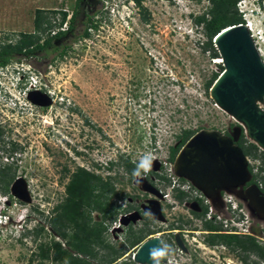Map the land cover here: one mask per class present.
Listing matches in <instances>:
<instances>
[{"label":"rangeland","instance_id":"rangeland-1","mask_svg":"<svg viewBox=\"0 0 264 264\" xmlns=\"http://www.w3.org/2000/svg\"><path fill=\"white\" fill-rule=\"evenodd\" d=\"M77 2L0 0V43L6 38L8 42L14 41L19 34H32L37 10L48 15L55 26L53 31H65ZM138 6L132 0H84L71 36L61 41L54 39L52 47L31 57L15 55L0 70V126L5 135L0 142V167L15 168L14 181L21 179L15 190L23 196L19 199L11 194L12 184L10 197L0 194V264H50L37 257L38 245L50 242L51 237L65 242L50 235L44 218L52 216V208L64 197L70 173L78 167L109 181L121 196L113 203L122 211L115 221L106 223L104 238L111 246H125V233H115L114 228L117 222H132L122 218L129 200L131 205L141 206L145 199H150L142 195L154 193L146 188L151 177L156 179L157 190L150 187L164 195L172 207L165 209L169 224L182 222V218L189 221V225L182 227L189 242L191 235L186 231L200 230L199 222L190 221L195 218L191 211L199 212L201 208L199 201L187 200L184 206L185 203L172 198L171 185L158 179L176 177L171 173L174 161L169 157L183 131L218 130L235 141L243 131L242 125L213 101L211 87H205L212 74H221L222 66L215 63L217 59H212L210 51L203 50L207 38L194 21L210 4L208 0H142L147 20ZM237 10L251 25L249 32L264 62V0H242ZM62 12L68 16L60 29ZM86 26L90 36L82 38ZM48 36L44 34L43 39ZM14 67L30 68L36 76L21 84L22 74H14ZM31 92H44L48 104H32L27 99ZM258 105L264 111V104ZM12 143L17 144L14 153L10 152ZM146 153L155 159L151 170L141 172L140 177L131 176L122 164L117 165L129 159L137 167ZM253 168L256 171L257 167ZM251 176L249 173L248 179ZM188 184L203 194L192 183ZM244 190H221L218 198L235 201L243 208V201L238 198ZM243 212L241 219L249 217L251 227L261 228V235H252L264 246V218L248 208ZM91 217L96 222L101 220L96 211ZM154 220L149 224L141 219L134 221L132 228L156 232L172 228L156 229L161 225ZM38 224L44 226V231L34 241L31 230ZM199 236L197 245L202 254L199 253L195 264H223L213 256L212 248L208 250L202 242L203 235ZM149 237L144 241L152 238ZM165 239L172 249L166 264H194L191 252H178L176 256L170 238ZM140 244L126 249L117 264H134L133 256ZM220 249L224 252V264H242L225 247ZM97 252L99 256L103 253L99 248ZM89 261L98 264L97 260Z\"/></svg>","mask_w":264,"mask_h":264},{"label":"trees","instance_id":"trees-1","mask_svg":"<svg viewBox=\"0 0 264 264\" xmlns=\"http://www.w3.org/2000/svg\"><path fill=\"white\" fill-rule=\"evenodd\" d=\"M242 0H208L210 6L205 12L194 18V21L202 29L201 32L206 36L207 42L202 45L204 51H210L212 59L219 58V54L213 45V39L221 30L236 24H245V19L237 10V4ZM139 3L140 0H137ZM53 14H55L53 12ZM58 27L61 29L67 19V13L62 12ZM77 14H73L68 20L67 29L65 31H53L52 21L48 15L42 10H37L33 26L32 34H19L18 39L8 42V38L0 43V68L11 63L15 55L31 57L36 52L52 47L53 40L72 34L75 28ZM91 17H88V19ZM90 20V19H89ZM146 20V19H145ZM55 23V22H54ZM93 26V24L91 25ZM90 28L87 26L81 33L82 38L90 36ZM50 34L43 39L44 34ZM51 33H53L51 35ZM57 49L56 47H53ZM65 51L61 52V56ZM223 67L221 66V72ZM219 74H212L206 83V88H210ZM196 132L185 130L179 137V144L171 148L169 160L174 161L175 156L187 142V140ZM2 131L0 130V142L2 141ZM236 144L242 149L244 155L250 162L248 163V171L252 175L247 185L256 184L258 180L264 182V151L260 150L255 144L245 139L243 131L240 133ZM10 152L14 153L17 149L16 144H11ZM258 162V165L256 164ZM112 164V163H111ZM124 169L132 176L136 165L129 159L120 161ZM113 165V164H112ZM116 165V164H115ZM257 167L254 172L253 167ZM64 172L69 170L64 169ZM159 177V176H158ZM162 180L168 182L166 176H160ZM15 180V168L11 165L0 167V194L9 195V187ZM176 191V190H175ZM177 195V194H176ZM186 194L179 191L177 200L182 202ZM121 196L115 191L114 186L109 181H104L94 173L78 167L70 173L68 182L64 185V197L56 204L52 210V216H45V222L50 226V235L54 234L65 243L54 240L48 243H40L38 245L37 257L40 261H49L50 264H92L89 260H97L98 264H114L115 260L122 256V253L129 248H133L144 241V239L156 231L133 229L129 227L125 233V248H117L111 246L104 238L105 232L108 230L106 223L115 221L119 215L120 208L117 207L113 200H117ZM202 215L207 212V208L202 206ZM129 209L123 210L127 212ZM99 212L101 220L93 221L92 212ZM147 224V223H146ZM149 224V223H148ZM205 229L210 231H222L219 225L211 223L205 224ZM44 231V226L38 224L34 226V241H36ZM28 236L27 234L24 235ZM211 245L224 244L229 252L233 253L243 264H258L257 259L264 260V246L260 244L257 238L253 236H242L231 234L224 230V234H215L207 240ZM65 246V247H64ZM102 250L99 256L97 250ZM254 260H251V259ZM123 264H127L124 262Z\"/></svg>","mask_w":264,"mask_h":264},{"label":"water","instance_id":"water-1","mask_svg":"<svg viewBox=\"0 0 264 264\" xmlns=\"http://www.w3.org/2000/svg\"><path fill=\"white\" fill-rule=\"evenodd\" d=\"M226 29L229 30L218 38ZM220 33L215 36L213 44L223 59V71L211 86L210 96L223 111L242 123L246 139L264 151V111L258 105L264 104V65L246 22L229 26ZM217 38L218 44L215 41ZM217 83L220 84L215 89ZM212 89H215L214 92ZM29 95L41 102H47L39 105L30 101L34 105L48 104L49 99L44 93L31 92ZM173 172L176 177L192 183L213 204L220 200L219 191L230 192L245 188L239 193V198L247 204L249 210L264 218V196H261L256 185H247L250 181L247 158L231 136L218 130L197 131L177 153ZM145 181L142 178V182ZM17 183H21V179L12 183L10 191L21 199L23 196L15 190ZM146 188L160 196L149 185ZM154 204L157 205L156 202ZM156 207V212L148 215L157 221H164L158 205ZM123 224L127 225L128 222ZM250 231L253 235L262 234L261 228L257 226H252ZM176 240L181 247L179 237ZM154 247H163L161 238L152 237L141 243L133 261L137 264H154L149 256V250ZM167 259V255L160 258L159 264H165Z\"/></svg>","mask_w":264,"mask_h":264},{"label":"flooded vegetation","instance_id":"flooded-vegetation-1","mask_svg":"<svg viewBox=\"0 0 264 264\" xmlns=\"http://www.w3.org/2000/svg\"><path fill=\"white\" fill-rule=\"evenodd\" d=\"M83 1L84 0H78V2L75 5V10L72 13V15L69 17V19L72 18L73 14H77V17L79 16V14H80V12H79L80 4ZM132 1H135V3L139 5L138 7H142L141 6L142 0H140L139 3L137 2V0H132ZM139 11H140V9H139ZM141 14H142L143 19L144 20L145 19L147 20L146 10L143 7H142V10H141ZM69 36H71V35L70 34H67V35H65L62 38H68ZM62 38H59V39H56V40L58 41V40H60ZM0 130L2 131V139H3V137H5V135H4V131L2 130V127L1 126H0ZM1 142H3V140ZM12 144H15V143H12ZM179 179H181V180H179V183L180 184H182L184 181H187V180L182 179V178H179ZM154 180H156V179H154L153 177H151L150 178V184H148V185L155 188L156 185H155ZM158 181H160V179H158ZM161 182H164L165 183L166 181L162 180ZM144 184H145V182H144ZM167 184L171 185V181L168 180ZM176 194L178 195V191L172 194V196H173L172 198H177V195ZM143 196H147V198H149V196H150V199H145L146 202L144 204H141V206H133V205L130 204L131 202L129 200V202L127 204L128 206H126L127 207L126 210L127 209H129V210L127 212H124L125 213L124 214L125 216L122 217V218L124 220L125 219L126 220L127 219L129 220L130 219L133 223L132 222H129L124 227L123 226L124 224H121V222H117L118 223V226L115 227V229H114L115 230V233H118V234H120V233H123V234L126 233V231L128 230V228L133 226V224L135 223L134 221H137V220L139 221L140 219L143 220V221H145L146 223H149V222L155 223L156 221L153 218H151L148 215V213H151V212H154L155 213L156 212V209H157L156 206L158 205V207L160 209V213H161L162 217L164 218V221H158V223L161 226L158 225V227L156 229H160V228H162V226L163 227L164 226L165 227H172V228L168 229L167 231H163V230L157 231L156 233L150 235V237L158 236V237L161 238L162 243H163V246L164 245H167L168 246L167 257L169 255V253L172 252V249H171V246L168 244L169 241L167 239H165V237H169L170 240H171V242L173 243V245H174V249L173 250L177 252L176 253V256H179L178 252H181V253H185V252L190 253L191 252V254H193V256L195 257L194 258V261H195L194 264H195L196 261H198L197 256L200 255V254H202V248L197 245V243H198L197 237L198 238H201L199 235H203L202 236V242H204L208 246V250H210V248H212L213 251L211 253L213 254V256L214 257H217L220 261H223L222 263L224 264V252H222V250L220 249V247H222L224 249V244H214V245H211V244H209L207 242V240L210 239L211 237H213L215 234H224V230L221 229L222 231L218 232V231H210V230L204 228L205 227V224H208V223H214L215 222L214 224H219L217 222V219H216L215 216H213L214 221L208 220L207 217H206V214L207 213H205L204 215H202V210H204L203 208H199V212H197L196 210H194L192 208L193 210L191 211V213H193V215L195 216V218L194 219L191 218L190 221L199 222V224H200V226H199L200 230L193 229V230H187L186 231V232H189L188 234L191 235V241L189 242V240H187L186 237H185V236H187V235L184 234L185 230H182V227H185L187 224L189 225V221H185V219L181 217L182 218V220H181L182 222H180V220H178L179 222H175L172 225V224H169V220L168 219L166 220V218H165L166 217L165 209L166 208L169 209L170 208L169 207L170 205H169L168 200H165V196L162 195V194H160V196H158V195H156L154 193L152 195H150V194L147 193V195L144 194V195H142V197ZM185 198H188V197L186 196ZM154 202H156L157 205L154 204ZM212 205H213L214 211L216 213H219V212H222L223 211V203H222V199L221 198H220L219 201L214 202V204L212 203ZM170 209H172V207ZM227 216L228 215H226V217ZM133 218H134V220H133ZM123 219H122V223L124 222ZM252 220H253V218H252ZM115 236L116 235H114V237ZM242 236H247V235L242 234ZM176 237H179V240H180V243H181V247L179 246V244H178V242L176 240ZM259 243L262 244L261 242H259ZM175 245H176V248H175ZM214 250H217V251H214ZM227 251H228V249H227ZM187 253H185V254H187ZM122 258L123 257L121 256L120 258L116 259L115 262H114V264H117V261L120 260V259H122ZM210 259L215 260L214 258H210ZM174 260H175V258H174ZM200 261H202V260H200ZM256 261H257L258 264H264V260L257 259ZM175 262H176V260H175ZM133 263L136 264L135 262H133ZM240 263H242V262L240 261Z\"/></svg>","mask_w":264,"mask_h":264},{"label":"built area","instance_id":"built-area-1","mask_svg":"<svg viewBox=\"0 0 264 264\" xmlns=\"http://www.w3.org/2000/svg\"><path fill=\"white\" fill-rule=\"evenodd\" d=\"M247 162L252 164V162H250L248 159H247ZM172 170H173V168H172ZM172 170H171V173H174ZM254 172H257V169ZM169 177L171 179L170 180L171 181L170 187H172L171 190L174 193L177 191L178 192L181 191V192L185 193L186 196L188 197L182 201L183 204L185 203L184 206L186 205L187 200H192L193 203H197L199 201L201 208H202V206L207 208V212H206L207 213L206 214L207 219L214 221L213 216H215L217 219V222L221 224V225L220 224H215V225H219L222 228V230H225L226 232L231 233V234H237V235L245 234V235L253 236L251 234V231H250L251 224H250L249 217H245L242 219L240 217V214L244 215L243 211L246 210L244 206H243V208H240L239 205L235 201L223 199L222 200L223 211L216 213L214 211V208H213L211 201L208 199L206 201V199H204L205 196H203L204 194H199L196 190H194L192 188L191 184H188L189 183L188 181L187 182L184 181L182 184H180V183H178V181H179L178 177H175L176 179L172 176H168V178ZM255 185L258 187V189L260 191L264 192V182L263 181L258 180ZM175 189H176V191H175ZM202 199H204V200H202ZM226 215H228V216L226 217ZM117 226H118V224H117ZM156 237H158V236H156ZM168 261H169V257H168L166 263H168Z\"/></svg>","mask_w":264,"mask_h":264},{"label":"clouds","instance_id":"clouds-1","mask_svg":"<svg viewBox=\"0 0 264 264\" xmlns=\"http://www.w3.org/2000/svg\"><path fill=\"white\" fill-rule=\"evenodd\" d=\"M8 66V65H7ZM7 66L5 67H1L0 70L5 69ZM13 73L14 74H22V80L19 82L22 84V81L27 80H32L34 76H36L31 70L30 68H18V67H14L13 68ZM155 159V157L151 154V153H146L145 155H143L140 159L139 164L137 165L136 169L133 171L132 175L134 177H140L141 176V172L143 173H147L151 170L152 167V162ZM0 218H2V216L0 215ZM25 225H28L25 223ZM30 230V229H29ZM27 230V231H29ZM26 232L25 230H23V233ZM115 232V230H114ZM139 247V246H138ZM167 251H168V246L164 245L163 247H154L152 249L149 250V256L150 258L153 260L154 264H159V260L160 258H163L167 255ZM134 262V261H133Z\"/></svg>","mask_w":264,"mask_h":264},{"label":"bare ground","instance_id":"bare-ground-1","mask_svg":"<svg viewBox=\"0 0 264 264\" xmlns=\"http://www.w3.org/2000/svg\"><path fill=\"white\" fill-rule=\"evenodd\" d=\"M250 28H251V30H250ZM247 29H248L250 32L252 31V27H251L250 24H247ZM227 30H229V29H226V30H224L222 33H220V35L218 36V38H221V36H223V34H224ZM250 35H251V34H250ZM218 38L215 40L217 44H218V40H219ZM258 53H259V51H258ZM259 56H261L260 53H259ZM260 59H261V58H260ZM261 62H262V64L264 65V62L262 61V59H261ZM215 63H223V59H222V57L219 56V58H217V61H216ZM222 80H223V79H222ZM219 84H220V83H217L216 87H214V88L216 89L217 86H219ZM215 89H212L213 92H214ZM263 98H264V96H263ZM27 99H28L29 101H31V102H33V103H35V104H39V105H44V103H47L46 100H43V101L41 102V101H39V100L34 99V98L32 97V95H28V96H27ZM261 105H262V104H261ZM220 109H221V108H220ZM231 118H232L233 120H235L236 122L240 123L235 117L231 116ZM241 124H242V123H241ZM250 139H251V138H250ZM153 237H156V236H153ZM148 240H149V239H148ZM146 241H147V240H146ZM144 242H145V241H144ZM142 243H143V242H142Z\"/></svg>","mask_w":264,"mask_h":264},{"label":"crops","instance_id":"crops-1","mask_svg":"<svg viewBox=\"0 0 264 264\" xmlns=\"http://www.w3.org/2000/svg\"><path fill=\"white\" fill-rule=\"evenodd\" d=\"M238 199L241 200L240 198H238ZM242 203H243L242 205H243V206L245 207V209L247 210V208H248V207H246L247 204H246L244 201H243ZM211 224H213V223H211ZM213 225H215V224H213ZM221 229H222V228H221Z\"/></svg>","mask_w":264,"mask_h":264}]
</instances>
